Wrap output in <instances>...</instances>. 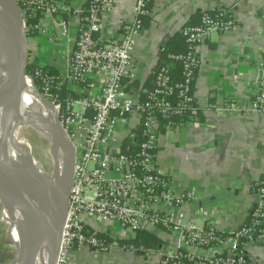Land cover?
Wrapping results in <instances>:
<instances>
[{
  "label": "built area",
  "instance_id": "obj_1",
  "mask_svg": "<svg viewBox=\"0 0 264 264\" xmlns=\"http://www.w3.org/2000/svg\"><path fill=\"white\" fill-rule=\"evenodd\" d=\"M151 1L131 0L132 19L119 36L108 39L103 17L114 10V0H86L76 8L60 0H19L27 35H45L51 43L74 37L66 72L36 71L41 80L37 89L55 105L74 158L58 264H75L73 250L82 246L95 251L113 247L136 251L120 245L113 233H126L121 239H131L141 231L177 237L176 244L165 247L159 264H185L184 260L194 264H250L248 246L264 242V173L253 183L255 201L247 216L249 225L246 222L226 232L212 223L197 226L182 210L197 199L196 188L177 191L157 166L162 121L171 130L182 124L174 119L187 115L190 122H197L202 114L192 92L200 64L199 46L215 33L236 29L237 23L223 9L215 14L204 12L200 23L184 25L180 31L187 50L172 55L182 64L183 80L174 82L169 67L161 66L148 89L137 77L133 53ZM67 15L77 20L76 27ZM50 18L58 24V36L48 35L50 29L44 22ZM260 66L264 71V56ZM63 87L78 98L63 100ZM208 107L239 110L230 101L223 108L214 104ZM253 109L264 112V83L256 85ZM127 140L134 154L123 151ZM98 233L114 241L107 244ZM242 239H246L244 244Z\"/></svg>",
  "mask_w": 264,
  "mask_h": 264
},
{
  "label": "crops",
  "instance_id": "obj_2",
  "mask_svg": "<svg viewBox=\"0 0 264 264\" xmlns=\"http://www.w3.org/2000/svg\"><path fill=\"white\" fill-rule=\"evenodd\" d=\"M60 1L72 8L86 2ZM114 1L112 13L103 17L108 39L119 36L132 19L131 0ZM151 9V20L133 53L137 77L145 87L172 39L196 15L226 9L237 23L236 29L215 33L199 46L194 94L202 109L201 117L197 122H183L162 131L157 155L158 168L177 191L196 188L197 199L186 203L182 210L193 217L197 226L212 223L226 232L237 229L247 222L255 201L253 183L264 173V112L253 109L256 85L264 83L260 66L264 56V0H153ZM69 17L66 19L76 27L77 20ZM44 25L50 29L48 35H59L56 21L46 19ZM49 39L37 34L29 40V60L56 75L63 74L74 37L54 43ZM229 101L239 110L208 107L214 104L223 108ZM113 234L121 239L126 233ZM155 234L164 241L161 250L141 254L119 247L95 251L82 246L75 248L72 256L75 264H159L165 247L176 244L177 237L164 232ZM248 254L253 264H264V242L250 244Z\"/></svg>",
  "mask_w": 264,
  "mask_h": 264
},
{
  "label": "water",
  "instance_id": "obj_3",
  "mask_svg": "<svg viewBox=\"0 0 264 264\" xmlns=\"http://www.w3.org/2000/svg\"><path fill=\"white\" fill-rule=\"evenodd\" d=\"M0 27L4 32L2 53L7 61L9 71L6 76L0 75L1 95L9 86L11 79L23 76L30 78L26 72L29 61V37L25 31L24 12L19 5V0H9L5 15H0ZM33 87L36 93L47 101L34 85ZM18 118H15L14 123L19 128ZM55 120L61 127L58 113H56ZM7 137L8 135H5V138ZM73 162L72 155L71 181L67 188L63 211L61 215L57 216L53 205L46 197L49 185L48 176L35 167L11 159L6 153L0 154V203L5 213V217L2 216V218L11 222L15 220L26 247L24 250L26 264L35 262L38 233L45 234L48 239L50 256L47 264H58L73 179ZM23 176L30 177L35 181V201L19 186V180ZM11 264H15V260Z\"/></svg>",
  "mask_w": 264,
  "mask_h": 264
},
{
  "label": "bare ground",
  "instance_id": "obj_4",
  "mask_svg": "<svg viewBox=\"0 0 264 264\" xmlns=\"http://www.w3.org/2000/svg\"><path fill=\"white\" fill-rule=\"evenodd\" d=\"M8 2L9 0H0V15H5ZM3 39L4 32L0 27V75L6 76L9 71L7 61L2 53ZM14 109L20 111L22 116L27 115V120L33 129L45 135L50 141L55 160L52 175L46 173L38 158L32 152L27 151L23 142L17 139L16 129L18 125L14 123L15 118L13 116L15 115H12ZM56 113V108L36 93L29 77L23 76L11 79L9 86L0 95V154L6 153L11 159L35 167L48 176L49 185L47 186L46 197L53 205L55 214L58 216L63 211L67 188L71 181L72 144L64 130L57 125ZM5 135H8V137L5 138ZM19 186L35 201V181L33 179L23 176L19 180ZM13 225L19 232L15 220ZM18 234L21 241L18 244L15 264H26L24 253L26 247L20 232ZM49 256L48 239L45 234L38 233L34 264H47Z\"/></svg>",
  "mask_w": 264,
  "mask_h": 264
},
{
  "label": "trees",
  "instance_id": "obj_5",
  "mask_svg": "<svg viewBox=\"0 0 264 264\" xmlns=\"http://www.w3.org/2000/svg\"><path fill=\"white\" fill-rule=\"evenodd\" d=\"M22 1V0H21ZM153 0L147 5V9L150 11V13L146 16L143 17V29L145 28V26H147L151 20V16H152V9H151V5H152ZM223 9H218V10H209V11H204L207 13H211V14H215L217 13V11H221ZM226 11V9H224ZM200 13L199 15L195 16V20L189 24H198L201 21V16L204 13ZM33 21V20H31ZM37 33H29L28 37H32ZM187 50V44L185 42V38L182 35L181 31H179V33L172 39L170 47L168 48V50L165 52L162 61L158 64L156 70L154 71L152 78L150 77L149 80H147V87L148 89H151L153 86V82H154V78H155V72L157 71V69H159L161 66H168L169 67V73L173 78L174 82H180L183 80V67L181 62L175 60L172 58V55H177V54H183L185 53ZM37 70H41L43 73H52L54 74L52 71H50L49 69H47L46 67H41L36 61H28L27 64V69L26 72L27 74L33 78L36 86L38 87L40 84V77L36 76V71ZM197 72H198V68L195 74L194 79L192 80V92L194 93V82L197 76ZM154 76V78H153ZM136 85V83H134ZM60 95L61 98L64 100L66 98H78V95L74 92H72L70 89L63 87V89L60 91ZM175 99H177V95L174 97ZM201 117V115H200ZM179 123H183V122H188L189 121V117H187V115L182 116L181 118H177L174 119ZM162 129H161V133L162 131L164 132V130H167V123L166 121H162ZM130 142L129 140H127L126 145L127 147H125L123 149V151L127 154H134L135 153V149H130L129 148ZM248 225H249V220L247 221ZM246 223V224H247ZM98 236L100 238H103L106 240L107 244H111L114 239L112 237H108L105 236L103 233H98ZM118 243L120 245H124L126 247H133L136 249V251H138L139 253H147L148 251H155V250H161L162 247L164 246V241L161 237L157 236L155 233H151L148 231H141L138 232L134 238L131 239H118L117 240ZM246 239H242L241 243H245ZM143 248V249H140ZM247 255V254H246ZM185 264H194L192 262H189L187 260H184ZM250 264H253V262L251 260L248 261Z\"/></svg>",
  "mask_w": 264,
  "mask_h": 264
},
{
  "label": "rangeland",
  "instance_id": "obj_6",
  "mask_svg": "<svg viewBox=\"0 0 264 264\" xmlns=\"http://www.w3.org/2000/svg\"><path fill=\"white\" fill-rule=\"evenodd\" d=\"M32 80L33 78L30 77ZM29 78V79H30ZM30 79V80H31ZM33 85L37 88L34 80ZM52 106H55L53 102L48 101ZM14 112V113H13ZM12 115L14 118L22 116L20 111L14 109L12 110ZM24 117H19L17 123L19 124L18 131L16 133L17 139L23 142V145L27 151L32 152L36 158L43 165L46 173L48 175L53 174L55 160L51 150V143L48 138L40 133L39 131L33 129L30 122L27 120V115ZM29 122V123H27ZM28 124H30L28 126ZM5 213L2 210V205L0 207V264H11L17 256L18 244L21 241L19 232L15 229L13 221H7L2 218Z\"/></svg>",
  "mask_w": 264,
  "mask_h": 264
}]
</instances>
